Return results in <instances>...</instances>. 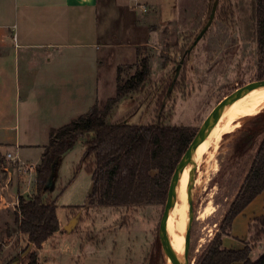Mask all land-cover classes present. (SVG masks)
Masks as SVG:
<instances>
[{"label":"rangeland","instance_id":"1","mask_svg":"<svg viewBox=\"0 0 264 264\" xmlns=\"http://www.w3.org/2000/svg\"><path fill=\"white\" fill-rule=\"evenodd\" d=\"M207 1L165 0L160 11L159 21L162 25L159 28H162V32L160 31L158 39H145V43L130 41L136 53L131 59H125L122 65L135 66L140 53L141 57L150 59L151 75L140 90L131 92L115 108L113 121L130 115L129 120L133 123H149L160 117L171 125H188L199 129L223 99L260 80L256 66V0H218L215 17L201 34L210 18L209 11L216 1L209 0L201 21L194 19L188 25H183L182 17L199 14ZM168 20H172L175 25L166 27ZM104 43L101 42V48ZM84 50L89 53L90 59L94 58L91 53L94 54L97 48ZM105 50L102 49L103 52ZM88 58L85 57V61ZM109 59L110 57L101 59L106 67ZM95 60L90 59L89 62ZM105 66L101 69L103 83L99 90V103H104L108 90L111 96L117 94V85L113 86L112 83L111 68L107 69ZM135 71L134 67L127 68L122 76L129 79ZM12 89L10 86L4 103L8 106L10 115H15L20 110V128L18 133L14 129L1 130L0 137L8 140L18 134V139L24 144L48 143L49 132L44 129L45 123L28 126L23 104L19 103L20 107L18 106ZM27 93V90L21 91L20 101L26 98ZM42 99L43 96L36 97L33 104L36 105ZM261 113H264V107L245 117L232 132L224 134L219 143L220 147L211 149L212 158L209 159V153L206 154L205 160L196 167L195 180L199 169L205 173L209 168L210 173L204 189L196 187L195 184L193 189L194 217L190 241L192 264H195L197 257L219 231L250 170L262 137L243 156L236 154V148L245 129L253 126L256 116ZM68 121H65L66 124ZM16 123L13 118L9 124ZM52 124H56L53 127H58L65 123L55 120ZM260 125L264 126V122ZM4 150L16 154L13 146L4 147ZM41 152L40 146L23 147L20 159L37 165L41 160ZM84 152L85 146L79 142L58 158L53 170L45 195L57 198L61 230L46 241L42 248L35 250L40 264H150L153 255H156L154 243L156 235H159L164 206L84 207L92 186L91 173L83 162ZM215 165L217 170L213 168ZM32 175L33 181L28 184L29 177L16 172L11 184L13 195H8L11 201L18 199L24 191L26 193L27 188H30V194L23 195L36 194V176L34 173ZM207 206H211L213 215L203 220L198 215ZM15 214L13 209L1 214V264H24L21 255L28 247V241L15 225ZM77 214V221L67 228ZM252 236L256 247L251 252V258L256 259L264 252V225L260 221L253 226ZM201 239L205 242L196 251ZM29 249L31 252L33 247ZM18 256L19 261L16 260ZM156 264H167L161 241Z\"/></svg>","mask_w":264,"mask_h":264},{"label":"trees","instance_id":"2","mask_svg":"<svg viewBox=\"0 0 264 264\" xmlns=\"http://www.w3.org/2000/svg\"><path fill=\"white\" fill-rule=\"evenodd\" d=\"M256 37L257 77L263 80L264 0H256ZM133 67L136 68L135 73L129 79H124L123 71ZM150 75V59L141 57L139 53L135 66H118L117 94L109 98L104 106L95 103L87 112L67 124L51 129L49 142L44 145L36 167V194L30 197L19 195L15 225L28 241V247L21 255L22 263L40 264L35 250L42 248L61 230L57 198L45 195V192L49 189L58 158L79 142L85 146L83 162L87 164L86 169L92 177L84 207L165 205L175 168L198 129L188 125H171L160 117L149 123H133L129 120L130 115L112 120L115 108L131 92L140 90ZM168 91L169 88L166 93ZM263 122L264 113H261L256 116L254 125L245 129L239 139L236 154L243 156L262 137L250 170L219 231L197 257L195 264H264V252L256 259L251 258V252L256 247L252 236L253 226L258 221L264 225V215L251 224L245 247L228 248L223 243L224 236H232L235 217L264 191V126L260 125ZM154 246L156 255H153L150 264H156L160 252L158 234ZM31 247L33 249L29 252Z\"/></svg>","mask_w":264,"mask_h":264},{"label":"crops","instance_id":"3","mask_svg":"<svg viewBox=\"0 0 264 264\" xmlns=\"http://www.w3.org/2000/svg\"><path fill=\"white\" fill-rule=\"evenodd\" d=\"M164 3L165 0H0V131L14 129L18 133L20 128V110L10 115L4 103L10 86L18 106L23 104L28 126L45 123L48 134L56 125L52 124L55 120L66 124L65 121L87 112L95 103L104 106L114 96L108 90L104 103H99L101 69L105 66L101 59L110 57L105 68H111L113 86L117 85L118 66L136 53L132 42L145 43V39L157 40L160 36L159 19ZM208 3L209 0L199 14L186 18L184 15L183 25L194 19L201 21ZM174 25L168 20L166 27ZM84 48H97L91 53L94 58H90L96 59L95 62H89V53ZM22 90L28 93L20 101ZM40 96L43 99L34 105L33 100ZM13 118L17 123L10 125ZM46 144L21 143L18 134L8 140L0 137V160L10 152L4 147H15L16 154L11 153L20 158L23 147L40 146L42 156ZM8 209L12 210L0 205V219ZM263 214L264 191L235 217L232 236H224V245L245 247L251 224Z\"/></svg>","mask_w":264,"mask_h":264},{"label":"bare ground","instance_id":"4","mask_svg":"<svg viewBox=\"0 0 264 264\" xmlns=\"http://www.w3.org/2000/svg\"><path fill=\"white\" fill-rule=\"evenodd\" d=\"M263 107H264V88L251 91L250 93L245 94L244 96L233 102L231 105H229L225 109V111L219 118L218 122L215 124V126L209 133V135L197 148V151L195 153V162L197 167H199L200 164L205 160L206 154L209 153L208 156L209 159L212 158V153H210V151L211 149L212 150L217 149L224 134L232 132L237 126L240 125L241 121L245 117L259 112ZM213 168L216 170L218 169L217 165H215ZM204 169L206 170L207 168L204 167ZM208 169L205 173L202 172V170L200 169L198 170V174L195 180L196 187L198 188L203 187L202 189L206 187V183L208 181L207 176L210 173ZM190 180H191L190 167L187 166L183 171L182 177L180 179L177 188V198H176L175 206L172 209L167 221L168 233L172 245L179 255H182L184 253V248H185V233H186L188 215H189L187 189ZM208 204H212V203H208ZM210 207L209 206L204 207L199 212L198 215L199 218L204 220L207 217H209V215H213L211 214L212 209ZM199 241H201V243L198 245L196 251H199L200 247L202 246V242H205L204 239H201ZM167 260H168V264H172L169 259Z\"/></svg>","mask_w":264,"mask_h":264},{"label":"water","instance_id":"5","mask_svg":"<svg viewBox=\"0 0 264 264\" xmlns=\"http://www.w3.org/2000/svg\"><path fill=\"white\" fill-rule=\"evenodd\" d=\"M218 6V0L214 1L213 7L211 10L210 18L208 20L207 25L202 30L201 34L209 27V25L212 23L215 14L216 9ZM200 37V35H199ZM264 88V79L259 80L256 83H253L249 86H246L244 88H241L234 92L233 94L229 95L225 99H223L215 108L214 110L209 114V116L204 120L201 127L198 129L195 137L189 144L187 150L183 154L181 160L177 164L175 171L172 175L169 191L167 195V200L164 205V212L163 216L160 221L159 225V237L160 241L162 243L163 251L166 256V260L169 259L172 264H192L193 261L190 259V241H191V226L193 222V189L195 184V176H196V162H195V153L197 151V148L199 145L206 139V137L209 135L215 124L218 122L219 118L225 111V109L231 105L233 102H235L237 99L241 98L248 92H251L255 89H261ZM190 167V174H191V180L188 185L187 193H188V205H189V215H188V222H187V228L185 233V248L184 253L182 255H179L176 250L174 249L169 233H168V227H167V221L170 216V213L172 209L175 206L176 198H177V188L180 182V179L182 177L183 171L186 167ZM79 214H77L72 221L67 225V228L72 226L78 219ZM17 261L20 260V257L18 256ZM168 264V260H167Z\"/></svg>","mask_w":264,"mask_h":264},{"label":"built area","instance_id":"6","mask_svg":"<svg viewBox=\"0 0 264 264\" xmlns=\"http://www.w3.org/2000/svg\"><path fill=\"white\" fill-rule=\"evenodd\" d=\"M36 167L37 165L24 162L19 157L14 156L11 152H8L5 155L4 160L0 162V205L5 204L7 207L17 211L19 197L16 200H7L8 195H11V184L16 176V172L20 175L24 174L28 176L30 180L28 183L30 184V182H32V173H34V175L36 174ZM30 191L31 190L28 188L26 193L30 194ZM29 194V197L32 196Z\"/></svg>","mask_w":264,"mask_h":264}]
</instances>
